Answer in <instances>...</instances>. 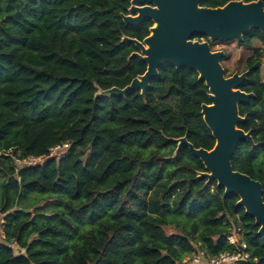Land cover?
<instances>
[{
  "label": "trees",
  "instance_id": "16d2710c",
  "mask_svg": "<svg viewBox=\"0 0 264 264\" xmlns=\"http://www.w3.org/2000/svg\"><path fill=\"white\" fill-rule=\"evenodd\" d=\"M130 6L131 0H0V264H176L198 245L210 256L232 253L227 238L239 230L257 259L242 264H264V237L237 206L239 197L199 179L205 166L188 147L174 158L185 136L196 149L216 144L201 113L211 104L209 89L197 72L166 63L145 98L139 90L96 97L99 89L126 88L147 70L130 58L139 50L123 38L143 41L153 22L127 26L122 15ZM201 38L207 39L193 40ZM254 41L264 48L258 30L243 44ZM262 47L247 60L240 87L255 98L239 107L247 117L239 128L252 131L258 146L242 142L232 166L264 188V74L254 68ZM63 142L72 144L68 156L24 168L18 181L15 158L47 155ZM12 244L25 254L15 255Z\"/></svg>",
  "mask_w": 264,
  "mask_h": 264
},
{
  "label": "water",
  "instance_id": "95a60500",
  "mask_svg": "<svg viewBox=\"0 0 264 264\" xmlns=\"http://www.w3.org/2000/svg\"><path fill=\"white\" fill-rule=\"evenodd\" d=\"M203 1L131 0L129 14L122 15L123 22L138 27L148 19L153 22V27L143 41L125 37L123 42L130 41L137 47L139 52L130 58L138 57L147 65V70L126 88L99 89L96 97H125L130 91L139 90L145 98L151 81L159 76V69L166 63L178 71L188 68L197 72L199 80L209 89L211 104L203 105L201 113L216 144L210 151L196 149L185 136L177 140L174 158L183 146L188 147L206 169L198 178L206 179V185L216 181L224 188L225 195L238 196L237 206L244 208L245 214L255 220L258 236L264 237L263 184L235 171L232 166V159L242 142H248L253 148L258 146L252 131L239 128L247 121V117L240 114V105L249 104L255 98L253 93L240 89L248 79L249 71L227 78L221 64L225 53H213L210 45V42L230 40L244 43V37L251 30L264 35V2L233 0L222 7L207 8L201 6ZM196 35L206 36L208 41L195 42L193 37ZM259 66L258 62L254 68Z\"/></svg>",
  "mask_w": 264,
  "mask_h": 264
},
{
  "label": "built area",
  "instance_id": "2783aa9c",
  "mask_svg": "<svg viewBox=\"0 0 264 264\" xmlns=\"http://www.w3.org/2000/svg\"><path fill=\"white\" fill-rule=\"evenodd\" d=\"M72 148L70 142H63L52 147L47 155L43 156H30L14 159L15 164V174L19 182L21 178L19 177V172L24 168L35 167L44 164L47 160L54 159L60 161L69 155ZM12 150H9L5 156H11ZM4 223L3 217L0 213V226ZM240 230L237 233L230 235L227 240L235 247L232 253H222L216 256H210L205 250L200 249L201 245L195 246V250L184 258L182 261L176 264H242L252 261L251 252L249 251L248 245L242 241L243 238H239ZM241 236V235H240ZM242 237V236H241ZM5 238L4 233L1 231L0 227V240ZM13 249V244L8 245ZM257 262V259L253 260Z\"/></svg>",
  "mask_w": 264,
  "mask_h": 264
},
{
  "label": "rangeland",
  "instance_id": "374dc122",
  "mask_svg": "<svg viewBox=\"0 0 264 264\" xmlns=\"http://www.w3.org/2000/svg\"><path fill=\"white\" fill-rule=\"evenodd\" d=\"M200 43H205L208 40L204 39L202 41L199 40H193ZM211 45V51L213 53L215 52H224L225 57L222 59L221 64L223 66V69L225 70V76L227 78L232 77L234 74L238 73L239 75H242L245 73V69L247 66V60L252 56L256 48L262 47L261 43L258 41H254L250 46L244 45L243 43L238 42L237 40H230L226 42L222 41H216V42H210ZM262 58L260 59L259 63L261 68L263 70L264 74V48L262 47ZM264 76V75H263ZM264 79V77H263ZM4 182V177L0 174V195L2 190V183ZM44 202H39L38 206H44ZM33 208L31 209V211ZM172 229L176 232H179V230L174 226L171 225ZM237 233V232H236ZM242 236V234L240 233ZM238 234V237L242 239V237ZM13 251L15 255L19 254H25V250H21L16 244H13Z\"/></svg>",
  "mask_w": 264,
  "mask_h": 264
},
{
  "label": "flooded vegetation",
  "instance_id": "af4514ba",
  "mask_svg": "<svg viewBox=\"0 0 264 264\" xmlns=\"http://www.w3.org/2000/svg\"><path fill=\"white\" fill-rule=\"evenodd\" d=\"M204 39H206V38H201V39H194V40H199V41H202V40H204Z\"/></svg>",
  "mask_w": 264,
  "mask_h": 264
}]
</instances>
